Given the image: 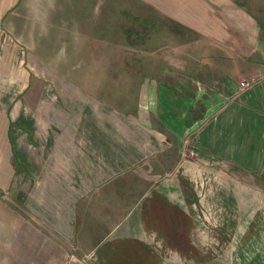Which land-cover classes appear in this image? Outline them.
<instances>
[{
    "label": "crops",
    "instance_id": "crops-1",
    "mask_svg": "<svg viewBox=\"0 0 264 264\" xmlns=\"http://www.w3.org/2000/svg\"><path fill=\"white\" fill-rule=\"evenodd\" d=\"M125 3L146 11L99 1L97 25L51 52L58 70L25 53L0 71V264H204L203 240L227 244L210 264H248L234 232L203 235L190 213L198 196L231 197L222 210L238 200L247 228L252 189L264 197V14L251 0Z\"/></svg>",
    "mask_w": 264,
    "mask_h": 264
},
{
    "label": "rangeland",
    "instance_id": "rangeland-1",
    "mask_svg": "<svg viewBox=\"0 0 264 264\" xmlns=\"http://www.w3.org/2000/svg\"><path fill=\"white\" fill-rule=\"evenodd\" d=\"M73 1L0 0V62L3 61V63H0V71L3 68V70L7 71L6 75H8V71L14 69L15 64L19 60H22V55L25 53L28 56L37 55L40 59L48 62L45 64L52 72L54 68L58 70L54 63H50L51 52L56 50V46H58V49L67 43L72 46L77 37V33H85L86 21L89 20L92 25H97L98 23V8L100 5L99 1L101 0H93L94 3L90 4L74 3ZM125 1L128 0H122L123 4L120 5L123 7L124 13H133L132 15L135 17V15L138 16L139 13L141 14V12L146 11V7L142 3L131 4L125 3ZM251 2L252 10L255 13L260 15L264 14V0H251ZM112 6L116 8L115 4H112ZM123 19L126 22V19ZM91 29V34L93 36L97 35L98 28L91 27ZM71 64L78 65L79 68L82 63H78L77 59H73L71 60ZM68 66L67 63H59V69L63 70V72H69L71 70ZM27 68L28 73H34L33 69L31 71L29 70V65H27ZM71 71H74V75L83 76V74H86V69L83 70L82 68ZM0 76L3 77L5 75H1L0 73ZM261 196L258 191L252 189L251 196L249 197L250 207L248 212L244 213L246 214L245 220L248 221L247 228L241 226L243 223V212L236 210L238 206L241 208L238 200L233 202L234 213L232 211L222 210L227 204L228 206L230 205V202H232L231 197L214 194L211 196H198L196 197L198 201L202 200V211H197V213L193 212L190 215L194 219V222L197 221L195 218L197 216L198 222L203 224V235L209 236L211 233H216L220 237V240L225 241V235L229 236L231 232H234L236 237L235 250L242 253V248L245 247V258L250 254L248 262L246 263L258 264L256 255L260 252L259 239L260 235L264 236V228H260L263 222L259 219V210L264 207V197ZM231 216L236 220L235 228L233 229H230L231 226L229 228L228 226H224ZM248 216H250V219ZM244 235H247L246 239L241 241V238L240 242H237L238 237H243ZM195 237L198 240L197 230L196 234L194 232V239ZM248 237L250 238V243H246L249 240ZM196 244L203 249L204 264L211 263V260H206V257H210L211 247L217 246V250L221 252L220 250H223L227 246V244L223 243L219 245L207 244L205 240H203L202 244L196 241ZM247 247H250V252L246 249ZM261 251H264V249ZM236 262L242 264V260Z\"/></svg>",
    "mask_w": 264,
    "mask_h": 264
},
{
    "label": "built area",
    "instance_id": "built-area-1",
    "mask_svg": "<svg viewBox=\"0 0 264 264\" xmlns=\"http://www.w3.org/2000/svg\"><path fill=\"white\" fill-rule=\"evenodd\" d=\"M255 80L251 79L250 81H242L240 82V87L241 88H247L249 87Z\"/></svg>",
    "mask_w": 264,
    "mask_h": 264
}]
</instances>
